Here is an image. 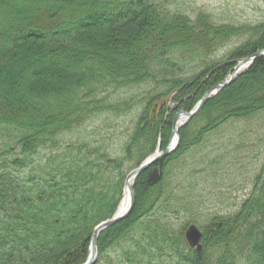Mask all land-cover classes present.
<instances>
[{
    "label": "trees",
    "instance_id": "1",
    "mask_svg": "<svg viewBox=\"0 0 264 264\" xmlns=\"http://www.w3.org/2000/svg\"><path fill=\"white\" fill-rule=\"evenodd\" d=\"M263 49L264 20H219L171 0H0V264L84 263L127 174L166 149L176 115ZM144 84L152 87L143 99L114 96ZM105 113L134 114L121 155L97 137L100 124L86 134ZM263 118L261 56L180 128L172 154L139 175L135 207L101 232L95 264H168L169 253L175 264H264V165L236 211L203 222L199 204L179 191L181 160L192 149L227 124L243 121L245 133ZM183 211L192 217L177 226L170 213ZM191 223L203 231L202 251L186 241Z\"/></svg>",
    "mask_w": 264,
    "mask_h": 264
},
{
    "label": "rangeland",
    "instance_id": "2",
    "mask_svg": "<svg viewBox=\"0 0 264 264\" xmlns=\"http://www.w3.org/2000/svg\"><path fill=\"white\" fill-rule=\"evenodd\" d=\"M171 2L174 9L179 8L192 13L204 8L224 21L251 23L264 20V0H171ZM236 45L238 38L219 49L215 53L216 58H222ZM191 68V66L183 68L182 74H186L192 70ZM151 87L152 84H144L122 89L115 92L114 96L124 98L133 95L136 99H143ZM169 104L173 106V101L170 100ZM133 115L131 113L123 116L114 113L102 114L87 125L86 134L100 124L102 129L97 137L106 138L105 142L113 155H121V143L129 134ZM244 127L243 121L237 122L234 127L232 124H227L222 130L209 137V144L205 148L192 149L181 160L180 167L184 172L180 176V195L186 198L185 203L192 197V201L199 204L200 207L196 211L201 213L198 217L200 222L205 221L206 215L211 213L236 211L252 191V181L264 165V118L254 121L251 129L248 128L245 133H243ZM77 137V132L65 136L69 141ZM88 137L93 138L92 135ZM239 141L243 142L240 148ZM197 160L200 165L196 164ZM198 168L204 170L195 171ZM170 216L177 226L192 217L186 211L178 215L170 213ZM164 261L168 264L177 262L171 254Z\"/></svg>",
    "mask_w": 264,
    "mask_h": 264
},
{
    "label": "water",
    "instance_id": "3",
    "mask_svg": "<svg viewBox=\"0 0 264 264\" xmlns=\"http://www.w3.org/2000/svg\"><path fill=\"white\" fill-rule=\"evenodd\" d=\"M261 56H264V50H259L252 56H248V57H245L239 60L238 63L234 66L232 73L229 75V77L213 85L207 91V93L203 96V98L200 100V102L194 108V110L190 112L182 110L181 112H179L174 119L172 137L166 149L161 150V148H159L153 155L149 156L144 162H142L139 167L133 169L126 178L125 187L126 185L129 184L130 179L133 178L134 184H135L136 179L139 177V175L142 172H144L147 168H149L155 162L169 156L172 152H174L176 148L178 147L180 143V139H181L180 134H179V129L186 122H188L190 118H192L194 115L200 112L211 97L218 94L223 88H225L226 86L234 82L237 79L239 74H242L245 71H247L252 66L254 61L258 57H261ZM134 184L130 188L131 202H130L129 207L121 213H119L117 210V212L113 215V217L102 221L96 226L93 232V235H92V239H91L89 257L87 261L83 264H94L96 262L99 256L98 237L100 233L103 230L107 229L108 227L126 218L133 211L135 204H136V192H135ZM202 236H203V233L201 229L195 223L191 224L186 230V239L188 243L191 246H197V249L199 251L203 249V245L201 243Z\"/></svg>",
    "mask_w": 264,
    "mask_h": 264
},
{
    "label": "bare ground",
    "instance_id": "4",
    "mask_svg": "<svg viewBox=\"0 0 264 264\" xmlns=\"http://www.w3.org/2000/svg\"><path fill=\"white\" fill-rule=\"evenodd\" d=\"M133 184H134V179L132 178V179H130L129 184L126 185V187H125L124 195L122 197V200H121L119 208H118L119 213L125 211L130 205V202H131L130 188Z\"/></svg>",
    "mask_w": 264,
    "mask_h": 264
},
{
    "label": "flooded vegetation",
    "instance_id": "5",
    "mask_svg": "<svg viewBox=\"0 0 264 264\" xmlns=\"http://www.w3.org/2000/svg\"><path fill=\"white\" fill-rule=\"evenodd\" d=\"M194 250H196V248H194Z\"/></svg>",
    "mask_w": 264,
    "mask_h": 264
}]
</instances>
